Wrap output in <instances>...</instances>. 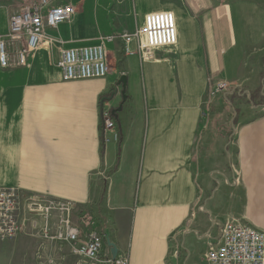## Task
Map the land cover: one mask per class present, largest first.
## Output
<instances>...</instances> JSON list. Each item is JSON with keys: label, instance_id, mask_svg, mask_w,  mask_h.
<instances>
[{"label": "crops", "instance_id": "0c3cea01", "mask_svg": "<svg viewBox=\"0 0 264 264\" xmlns=\"http://www.w3.org/2000/svg\"><path fill=\"white\" fill-rule=\"evenodd\" d=\"M33 1L0 0V38L10 17ZM57 4L77 13L49 30L52 49L30 54L26 67L0 65V187L17 189L26 213L38 199L72 202L83 233L99 226L106 238L108 231L130 264H206L208 234L229 221L264 232V0ZM160 12L176 17L174 46L143 59L110 43L107 77L63 80L56 62L64 48L134 32ZM222 82L231 91L212 97ZM243 94L247 105L229 129L225 105ZM102 101L122 107L114 117L121 144H103ZM29 243L22 236L16 248ZM104 254L112 256L106 240ZM48 256L77 264L67 247L46 245ZM0 264L39 262L8 255Z\"/></svg>", "mask_w": 264, "mask_h": 264}, {"label": "built area", "instance_id": "2783aa9c", "mask_svg": "<svg viewBox=\"0 0 264 264\" xmlns=\"http://www.w3.org/2000/svg\"><path fill=\"white\" fill-rule=\"evenodd\" d=\"M77 11L72 4H57V0H35L10 17L9 32L0 38V65L2 68L26 67L28 56L39 50L50 51L56 43L49 30L71 23ZM119 43L124 57L140 55L150 59L155 49L174 46L177 43V23L172 12L152 13L145 17L143 26L131 33L100 36L97 44L64 48L56 67L64 81L101 79L112 69L107 58V45ZM230 85L218 84L211 96L225 93ZM109 102L102 101V141L104 145L120 142L113 110ZM238 179L236 183H238ZM29 214L36 217L30 226L24 219V203L15 188L0 187V240L6 241L23 235L33 228L44 245H52L60 251L67 247L79 264H130L128 251L118 252L116 258L105 257V238L98 231L83 233L74 223L75 205L63 200H34ZM204 211L203 207H200ZM216 226V224H215ZM219 227V226H218ZM208 250L205 258L209 264H264V233L244 222L229 221L218 228L216 236L208 234ZM45 246L42 249H45ZM39 264H63V258L45 259L37 254Z\"/></svg>", "mask_w": 264, "mask_h": 264}, {"label": "rangeland", "instance_id": "374dc122", "mask_svg": "<svg viewBox=\"0 0 264 264\" xmlns=\"http://www.w3.org/2000/svg\"><path fill=\"white\" fill-rule=\"evenodd\" d=\"M229 91L231 90L228 89L226 93H229ZM252 97L254 99V96ZM258 98H260V95L256 94V100H258ZM247 101H248L247 95L243 94L242 101H234V98H232L230 99L229 102L226 103L225 110H228L229 112L225 113V118L228 122L229 129L231 126L230 122L233 119H234V122L237 124V119L239 118V116L241 115V111L243 110V107L241 105H247L246 103ZM4 188H12V187H4ZM35 218L36 217L34 215L32 217L30 216L29 205H28V212H27V215L24 216V219L28 221V224L30 226L33 227L34 226L33 222L35 221ZM79 218H80V211L75 209L73 220L76 225L78 224ZM96 228H97L96 231L100 233L104 230L103 228L102 229L99 228V226ZM80 229L83 232L84 229L82 226ZM22 236L27 237V240L30 242L28 244L27 250H19L18 247L16 248V245L20 241V238ZM35 240L38 241V246L36 245ZM43 246L45 245L43 241L38 237L37 232L33 228L28 227L26 232L23 235H20L14 239L6 240V241L0 240V259H3L9 255L11 258L30 257V258H35L37 261L38 260L37 254L39 253V251L43 253V257H44V249H42ZM44 258L47 259V258H50V256L44 257ZM203 259H204V263L206 262V264H209L205 257ZM77 264H79L78 260H77Z\"/></svg>", "mask_w": 264, "mask_h": 264}, {"label": "water", "instance_id": "95a60500", "mask_svg": "<svg viewBox=\"0 0 264 264\" xmlns=\"http://www.w3.org/2000/svg\"><path fill=\"white\" fill-rule=\"evenodd\" d=\"M126 84H127V81H126V77H122L118 83V85L122 86V97H123V102L126 101ZM118 94V91H115L114 94L109 98L107 99V101H111L112 98L114 96H116ZM122 110V107H119L118 109H114L113 110V115L116 117L117 116V113L120 112ZM106 244L109 248H111V254H112V257L115 259L117 254H118V248L115 244H113L110 240V234L109 232L107 231L106 232Z\"/></svg>", "mask_w": 264, "mask_h": 264}, {"label": "trees", "instance_id": "16d2710c", "mask_svg": "<svg viewBox=\"0 0 264 264\" xmlns=\"http://www.w3.org/2000/svg\"><path fill=\"white\" fill-rule=\"evenodd\" d=\"M120 135H121V138H120V142H119V144H121L122 142H123V136H122V134L120 133ZM87 220V219H86Z\"/></svg>", "mask_w": 264, "mask_h": 264}, {"label": "bare ground", "instance_id": "6f19581e", "mask_svg": "<svg viewBox=\"0 0 264 264\" xmlns=\"http://www.w3.org/2000/svg\"><path fill=\"white\" fill-rule=\"evenodd\" d=\"M239 180V178L238 177H236V179H235V182H236V180ZM245 224H247V223H245ZM247 225H249V224H247ZM249 226H251V225H249ZM251 227H253V226H251ZM253 228H255V227H253ZM256 229V228H255ZM258 230V229H257ZM261 232H263V231H261ZM264 233V232H263Z\"/></svg>", "mask_w": 264, "mask_h": 264}]
</instances>
